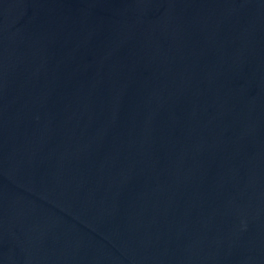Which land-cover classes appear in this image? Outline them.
<instances>
[{
	"label": "water",
	"instance_id": "water-1",
	"mask_svg": "<svg viewBox=\"0 0 264 264\" xmlns=\"http://www.w3.org/2000/svg\"><path fill=\"white\" fill-rule=\"evenodd\" d=\"M0 264H264V0H0Z\"/></svg>",
	"mask_w": 264,
	"mask_h": 264
}]
</instances>
